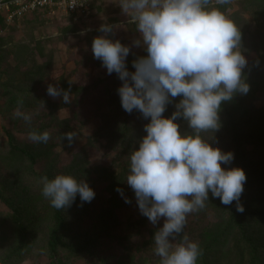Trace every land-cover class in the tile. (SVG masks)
Returning <instances> with one entry per match:
<instances>
[{"label":"rangeland","instance_id":"374dc122","mask_svg":"<svg viewBox=\"0 0 264 264\" xmlns=\"http://www.w3.org/2000/svg\"><path fill=\"white\" fill-rule=\"evenodd\" d=\"M94 2L87 19L76 23L43 13L0 26V264L7 259V264L51 262L47 243L55 226V209L42 196V178L35 174L49 179L72 175L83 179L95 193L91 202H81L77 195L70 207L61 210L64 245L57 250L55 264H146L147 254L156 256L153 236L165 218L153 225L141 215L126 183L129 155L139 147V125L149 119L134 110L125 138L106 136L111 123L116 118L123 121L127 114L117 95L122 81L93 57L91 45L103 35L101 25L108 24L113 26L109 38L130 48L125 61L129 72L135 71L132 62L147 53L133 44L139 33L131 15L122 11L120 0ZM210 6L219 8L239 27L240 50L247 61L242 76L249 91L224 102L229 115L220 110V128L202 135L210 146L233 153L232 162L222 168L238 167L247 182L257 184L249 185L250 199L242 204L244 212H238L241 227L225 239L226 253L220 257L211 253L206 259L208 264H264V3L230 0L221 5L211 0ZM106 79H110V93L99 95L100 82ZM49 85L69 91L71 102L49 96ZM180 99L173 98L166 106V118L176 111ZM93 100L100 103L99 112ZM76 101L84 104L73 108ZM18 107L32 115L30 125L17 116ZM175 123L182 135L191 134L183 118ZM31 130L48 131L49 141L31 142ZM68 131L74 133L71 144L62 136ZM21 150L29 153L33 165ZM125 198L131 202L125 203ZM216 201L209 193L206 206L188 215L184 233L176 239L186 235L203 251L207 230L217 223L224 208L227 214L231 207ZM190 221L194 223L191 229ZM253 248L255 258L249 256ZM200 260L201 256L197 264H203Z\"/></svg>","mask_w":264,"mask_h":264},{"label":"clouds","instance_id":"9594fccd","mask_svg":"<svg viewBox=\"0 0 264 264\" xmlns=\"http://www.w3.org/2000/svg\"><path fill=\"white\" fill-rule=\"evenodd\" d=\"M210 4L211 0H120L122 11L131 15L139 33L133 44L147 53L132 62L134 72H129L125 63L130 48L109 38L113 26L102 24L99 31L103 35L95 37L91 45L93 57L108 74L116 73L122 81L117 89L122 109L150 118L144 125L146 135L129 155L126 183L141 215L153 225L165 218L153 236L160 264H197L203 254L200 245L186 235L176 238L184 233L188 215L206 206L209 193L223 205L237 201L236 211L244 212L239 204L244 171L222 168L232 162L233 153L210 146L202 135L220 128L222 103L249 91L242 76L247 61L240 50L239 27ZM46 91L53 98L61 97L65 104L71 102L69 91L53 85ZM176 97H181L176 111L164 118L166 106ZM18 105L22 106V101ZM16 114L31 124L32 115L19 107ZM178 118L187 122L191 134L179 132ZM64 138L71 144L74 133H65ZM28 139L46 144L50 133L31 130ZM41 183L42 196L56 210L70 207L77 195L81 202H91L95 196L83 179L68 174L52 179L44 176ZM117 192L123 196L121 189ZM130 202L125 198V203Z\"/></svg>","mask_w":264,"mask_h":264},{"label":"trees","instance_id":"16d2710c","mask_svg":"<svg viewBox=\"0 0 264 264\" xmlns=\"http://www.w3.org/2000/svg\"><path fill=\"white\" fill-rule=\"evenodd\" d=\"M254 1L264 3V0H254ZM94 6H95V2L93 1L91 8L94 9ZM38 14H43V13H36L33 16L38 15ZM26 19L27 18L22 19L20 21H24ZM3 23H5V21L3 18L0 17V26H2ZM140 57H144V53H142V55H140ZM116 79H114V80H116ZM100 83L101 84L98 87L97 93L99 95H101V93L104 91V93L108 96L109 95L108 93H110V92L108 91L107 86L110 83V79H106L105 81H101ZM69 84H70V86H72V88H75L74 87L75 85L72 82ZM117 95H118V93H117ZM109 98H110V96H109ZM77 101L74 103L75 105H72V106H74L73 108H76L77 106H81L84 104V102L77 103ZM76 103H77V105H76ZM93 105L95 106L96 111L99 112L101 105L98 102V100H93ZM221 110L223 113L229 115L228 114L229 111L226 108L224 103H222V105H221ZM101 112L103 115L106 116V112L104 110H102ZM162 115L164 118H166L167 112L165 111ZM134 116L135 115H133V114L129 115V113H127L123 116L124 117L122 119L123 121H120V119L117 120V118H116L111 123L110 127L108 128V133L106 136H108V137L112 136L116 139L125 138V136H127L125 131L128 127V120H130ZM118 117H120V116H118ZM98 119H100V118H98ZM149 122H150V118H149V121H147V123H149ZM144 125H145V123H142L139 125V128H140L139 142L146 135V133L143 129ZM100 130H102V129H100ZM66 133H69V131ZM64 134L65 133L62 134L63 137H64ZM8 138H10V137L8 136ZM21 153L23 155H25L26 157H28L31 160V165H33L34 161H33V158L29 155V153L26 151H22V150H21ZM35 175L39 178L44 177V175H41V174H35ZM254 184L255 183H249V181L247 182V180L245 181V183L243 185L244 190L240 196L239 204H241V205L243 203L247 204L248 200L250 199V194H248L249 185L253 186ZM256 184H257V182H256ZM247 196H248V198H247ZM216 200H218V202L216 201L217 203L222 204L220 202L219 198H216ZM236 204H237V201H233L232 204H230L231 207L228 208L227 214L223 213V212H226V210L224 208L222 210L223 212L221 211V214H219V220L217 221V223H215L216 225L215 224H214L215 226L213 225L214 228L212 226L210 229L207 230V233H206L207 234V236H206L207 243L205 245V249H203V251H202L203 254L201 255L200 263H201V261L202 262L204 261L203 264H208V261L206 258L209 257V254H211V253L217 257H220L221 254L226 253L225 247L223 246L225 239H227V237L231 234L233 229H235L236 227H241L240 226L241 221L238 219V217H239L238 212L235 209ZM54 215H55V226L49 235L48 243H47V247H48V251H49V255H50V259H51L50 264H55V261L57 259V250L59 249L60 246L64 245V242L62 240V236L60 234V230H61L62 222H63L61 210L55 209ZM225 216H227V217H225ZM193 224L194 223L192 221H190V223L188 224L189 229H191V226ZM117 249H119V247ZM249 256H252L255 258V256H256L255 248H253V251H251L249 253ZM147 257H148V259H146V264H160V258L158 256H154L152 254L149 256L147 254ZM7 260H9V259H7ZM7 260L6 261L4 260L1 264H7Z\"/></svg>","mask_w":264,"mask_h":264},{"label":"built area","instance_id":"2783aa9c","mask_svg":"<svg viewBox=\"0 0 264 264\" xmlns=\"http://www.w3.org/2000/svg\"><path fill=\"white\" fill-rule=\"evenodd\" d=\"M94 0H0V17L8 24L36 13L65 17L76 23L87 19Z\"/></svg>","mask_w":264,"mask_h":264}]
</instances>
